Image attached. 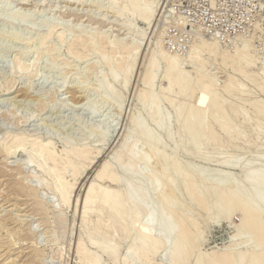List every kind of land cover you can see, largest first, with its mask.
Returning <instances> with one entry per match:
<instances>
[{
	"label": "bare ground",
	"instance_id": "bare-ground-1",
	"mask_svg": "<svg viewBox=\"0 0 264 264\" xmlns=\"http://www.w3.org/2000/svg\"><path fill=\"white\" fill-rule=\"evenodd\" d=\"M13 1L7 0L0 6V21L24 28L27 35L37 31L29 37L12 32L10 36L16 42L27 46L35 42L53 60L64 46L67 58L86 63V73L97 65L106 66L94 90L98 99L95 102L87 101L85 92L89 85L80 81L78 72L68 79L63 77L60 91L70 93L72 102L81 103L84 112L92 118L98 117L100 102L112 104L116 111L120 109L122 91L132 75L139 41L149 25L154 24L152 19L160 0H102L93 4L97 9H107V14L116 18L115 27L128 31V39L111 38L102 31L92 32L93 29L43 17L32 22L30 12L11 7ZM171 12V7L165 11L168 25L184 26L185 21ZM107 14L85 13L88 20L97 23H104ZM165 31V26L159 28L153 47L148 48L147 59L144 56L141 87L135 94L140 107L129 118L127 133L119 147L96 166L80 202L75 199L79 202V234L73 243L76 264H264V153L259 151L264 147V100L255 95L264 94V59L253 52L251 37L239 42L233 40L234 46L229 44L231 49L222 48V43L214 37L202 38L187 44V53L180 56L164 47ZM89 55L93 56L92 60L88 59ZM17 57L4 62L9 71L8 84L29 67ZM211 69L225 72L222 83ZM26 75L24 84L21 83L24 91L30 89V80L37 73ZM159 78L161 83L156 86ZM49 79L44 78V83ZM246 82L256 90L249 89ZM0 90L6 95L9 87L0 83ZM59 100L61 108L68 109L67 102ZM51 102L53 108L58 99L52 97ZM100 116L98 122L106 120ZM111 128L110 125L92 127L90 131L101 143ZM10 130L13 129L8 126L2 130L0 153L8 158L16 153L24 157V162L16 164V174L29 183L13 185L14 190L17 194L26 189L34 199L35 212L44 214L46 237L56 256L60 254L57 246L65 232V210L74 201L73 189L89 165L91 168L100 148L72 140L64 141L57 150L51 138L30 134L34 130ZM172 139L188 161L168 150ZM228 151L232 154L227 155ZM249 153L256 156L245 157ZM194 160L204 163L196 164ZM216 165L226 167L221 170ZM17 179L21 182L20 177ZM39 190L49 192L51 201L43 200ZM234 213L240 218L234 225L233 236L237 234L240 239L229 241L223 248L200 251L203 229L223 220L231 221ZM29 230L26 234L35 238L34 230ZM33 244V253L29 251L32 259L40 258V263L46 264L42 259L45 249L37 246L36 238Z\"/></svg>",
	"mask_w": 264,
	"mask_h": 264
},
{
	"label": "rangeland",
	"instance_id": "rangeland-1",
	"mask_svg": "<svg viewBox=\"0 0 264 264\" xmlns=\"http://www.w3.org/2000/svg\"><path fill=\"white\" fill-rule=\"evenodd\" d=\"M0 1H2L0 2L1 6L7 0ZM14 1L12 2L11 7H14V10L19 9L18 11L20 12H30V19H32V22H38L43 17L52 21L56 20V22L59 23H68L73 27L81 26L82 28H88V30L93 29L91 30L92 32H95V30L98 32L102 31L101 33L111 38H115L116 36L118 39L130 38V34L127 35L128 31L124 29L118 30L117 27H115L116 25L114 24L116 23V18H114V16H112L110 13L107 14L105 11L107 9H97L95 6H93L95 2H103L102 0H94L93 2L92 0H84L81 3H74L73 1L65 2L62 0H24V2L21 0ZM159 3L160 4L155 11L156 16L154 15L152 19V23L154 24L149 25L144 36L139 41L140 47L137 53L132 75L129 79L126 89L124 88L122 91L120 109L116 111L112 107V104L100 102V112L98 113V117L93 118L84 112L81 103L72 102L70 93L60 91L59 88L62 84V80L68 79L70 76L77 74L78 72V75L81 76V78L79 77L81 79L80 81H85L89 85V90L85 92V94L87 93L88 95L86 97L89 99H87V101L93 103L92 101L95 102L98 100L94 94V90L100 84L101 80L98 79H100L101 75L104 73L103 71H106V66L101 64L97 65L93 71L86 73V63L78 62V64L77 61H75L72 57L67 58L68 56L65 53L66 48L64 46L60 47V49H62L59 50L60 53L55 58V60L52 58L50 59L46 56L43 46L38 47L39 45L35 44V42L32 43V45L27 46L16 42L13 37L10 36V34L14 31L18 34L28 37L35 36L37 31L34 32L33 30L31 31L32 33L30 32L27 35L26 33L28 31L24 28H16L11 24H6L0 21V83L3 84V87L5 88L9 87L6 95L2 94L4 92L0 90V137L3 134L2 130L5 128V126H8L10 129H13L10 130L12 132H18L19 130H26V132H28L30 130H34L31 131L30 134H38L45 138L49 137L55 142V148L57 150H60L64 141L72 140L73 142L75 141V143L80 141L82 143L89 144V146L100 148V152L94 159V162L91 164V168L89 165V167L84 172L85 174L83 173L84 175L82 174V176L77 180L78 183L76 182V185L73 189L72 199L74 196V201L71 203L70 207L65 210V232L62 241L58 244L59 246H57L59 248L58 250L60 251V254L56 256L52 252L54 248L52 249L51 246H49L50 243L48 242V237H46L48 235V233H46L48 227L44 222V214L41 215V213L35 212L36 208L34 199H31L32 197L26 189L21 192L18 191L19 193L17 194L14 190L15 187L13 185H17L18 183L26 185L27 182V180L21 179V175L16 174V164L18 161L24 162V157L21 156V153H16L13 155V157L8 158L2 156L0 153V171L8 174L5 176L0 172V264H41L40 258L32 259L33 251L31 250H33L32 245H35L33 244L35 238L37 240V246H41L40 249H45V253H43L44 255L42 256L44 263H77L75 255L76 244L73 243H76V239L78 238L79 234L78 207L80 198L83 195V190L86 186L85 184L89 183V181L92 179L93 171L97 168L96 166L104 158L109 156L112 151H115V148L117 149L119 147L121 141L129 129V118H131V116L134 115L135 112L137 113L139 110L140 105L136 100L135 94L136 91L141 87L139 80L143 68L142 64L147 59L149 55L147 53H149V49L153 47V43L161 26H165L166 29V34L163 37L164 47L166 49L169 48V51L177 53L180 56H184L187 53L188 50H185L188 48L189 44L195 41L197 42V40L199 42L202 38L214 37L220 44L222 43V48L231 49L234 46L235 41L239 42L241 39H250L251 37L253 52L258 58L260 57L259 59H264V0H160ZM170 7L172 11L171 14L175 18L180 17L183 21H185L184 26L176 27V25L173 23L168 25V23L165 21V11ZM42 11L43 13H41ZM88 11H93V13L97 16L99 14L106 13L108 18H106L104 23H97L94 19L88 20L87 15H85V13ZM162 18L165 22H163ZM138 25L141 26L140 23ZM198 26L200 30H197V33L196 29ZM233 36L235 37L233 38ZM233 40L235 41L233 42ZM232 42L233 44H231ZM229 44L232 46L231 48ZM12 55L14 57L15 55L18 56L19 59L21 58L22 61L21 59L20 61L29 65V67L28 70L24 71L21 77H18V79L8 84L10 79L8 76L9 73L7 72L9 71L5 66V63L6 61L10 60L11 57L13 58ZM144 56H146V59ZM92 57V55H89L88 59L92 60ZM41 59L44 61L43 64L40 61ZM188 65L189 64L184 63L183 66L185 68H189ZM210 71L216 72L219 83H222L225 78V72H218L214 69H211ZM27 72L37 73V76L30 80L32 83L30 84V89L24 91L22 90L24 85L21 83H23V78L27 76ZM45 76L51 78L47 83H44V78H46ZM63 77L67 78L64 79ZM238 78L243 80L241 77ZM160 83L161 79L159 78L156 82V86H159ZM246 83L248 84L249 89L253 88L256 90L253 87V84L249 82ZM74 90L77 91L78 89ZM57 91L58 93H56ZM255 95L260 96L264 100V94L257 92ZM50 97H55L58 99V102L55 105L56 107L53 105L52 108ZM60 98L67 102L66 108L68 109L61 108L62 101L59 102ZM80 98L81 97L78 99ZM45 105L50 108L48 109L46 107L43 110L42 107ZM100 115H102L103 118H106L105 121H100L101 123L98 122L99 117L101 118ZM26 118L29 119L26 121V123H23L22 120ZM104 123L106 126L103 125ZM109 125L112 127V130L110 129L111 132H109V136L103 142L98 143L95 133L90 131V128H107ZM86 137H88V139ZM167 148L171 153H173V155L175 154L177 157L179 156L180 159L188 161V159H186L183 155V150L175 148L174 139L168 142ZM141 149H144L142 145ZM230 151L232 153L235 152L234 150ZM230 151H228L227 155L231 153ZM259 151L264 153V147L260 148ZM254 155V153H249L248 155H245V157H255L256 155ZM194 161L195 163L197 162L196 164L204 163L201 160ZM215 167H218V169L221 168V170H223L226 166L216 165ZM19 177L21 182H18L19 180L17 178ZM28 183L29 180L27 185ZM43 191L46 195L39 190V192L42 193L40 194L42 195L43 200L48 199L47 202L51 201V198L49 199V192H46L45 190ZM15 194L17 197H15ZM76 198L79 201H77V203L75 202ZM48 217H50V215H48L47 218ZM239 218L240 215L238 213H234V215L231 217V221L229 220L230 222L223 220L219 223H213L208 227H205L203 229L204 240H202L199 244L200 251L209 252L212 249L225 247L229 241H238L240 236L237 234L233 236V232L235 227L234 225L238 223ZM29 228L34 230L35 238H33L34 236H32L30 233L28 235L26 234L27 232H30ZM8 230L9 232H7ZM10 230L14 233V235L11 234ZM20 235L21 239L19 238ZM30 235L32 236V239ZM24 236L28 239L26 238L24 240ZM73 245L75 246L73 247ZM247 247L251 248V245H248Z\"/></svg>",
	"mask_w": 264,
	"mask_h": 264
}]
</instances>
